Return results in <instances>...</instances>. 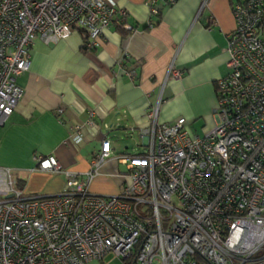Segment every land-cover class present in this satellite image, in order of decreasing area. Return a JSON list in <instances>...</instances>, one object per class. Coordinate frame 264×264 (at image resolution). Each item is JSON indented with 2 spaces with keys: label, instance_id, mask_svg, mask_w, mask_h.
Returning a JSON list of instances; mask_svg holds the SVG:
<instances>
[{
  "label": "built area",
  "instance_id": "obj_1",
  "mask_svg": "<svg viewBox=\"0 0 264 264\" xmlns=\"http://www.w3.org/2000/svg\"><path fill=\"white\" fill-rule=\"evenodd\" d=\"M229 5L213 125L196 134L183 117L160 122L150 106L138 152L112 156L103 139L81 171L38 156L37 170L64 173L55 194L25 193L0 166V264H109V255L118 264H264V0ZM117 11L125 15L109 0H0V124L22 96L17 77L36 37L56 42L76 28L90 49ZM182 73L168 64V76ZM109 160L124 166L118 190L93 192Z\"/></svg>",
  "mask_w": 264,
  "mask_h": 264
},
{
  "label": "crops",
  "instance_id": "obj_2",
  "mask_svg": "<svg viewBox=\"0 0 264 264\" xmlns=\"http://www.w3.org/2000/svg\"><path fill=\"white\" fill-rule=\"evenodd\" d=\"M109 1L125 15L114 14L94 47H85L76 28L56 42L36 37L30 47L29 68L17 77L22 96L0 124V166L11 168L23 191L25 177L49 179L44 191L25 193L63 187L62 171L36 169L38 156L53 155L62 168L81 171L103 139L112 156L140 151L150 106L158 105L160 122L183 117L196 134L215 121V81L227 71L226 37L234 26L229 0ZM171 61L183 71L179 78L166 74ZM199 117V130L191 128ZM112 165L120 164L107 161L91 182L103 183L99 193L118 190L120 170Z\"/></svg>",
  "mask_w": 264,
  "mask_h": 264
},
{
  "label": "rangeland",
  "instance_id": "obj_3",
  "mask_svg": "<svg viewBox=\"0 0 264 264\" xmlns=\"http://www.w3.org/2000/svg\"><path fill=\"white\" fill-rule=\"evenodd\" d=\"M200 124H202V121L200 120V117H199V118H197L194 121V124L192 125L193 127H191V128L196 127L199 130V128L197 127V125L199 126ZM127 148H130V147H127ZM135 149L136 150H140V148H138V147L135 148ZM127 151L131 152L132 150L128 149ZM112 169H119L120 171H124V166L123 165H119V166L112 165ZM24 181H25V183H24L23 188H24V190L26 192H30L31 191L30 190L31 188L34 189V190H37L38 187H42V190L44 191V188L49 183V179H46L44 176L43 177L42 176H36V177H33V178L25 177L24 178ZM101 187H103V183H95V184L90 185V189L93 192L98 191L96 193L102 192V191H100L98 189V188H101ZM43 191H41V192L43 193ZM37 192H40V191H37ZM105 260H107L109 262V264H118L119 263V261H118L117 258H114V257H112L110 255L108 257H106Z\"/></svg>",
  "mask_w": 264,
  "mask_h": 264
},
{
  "label": "trees",
  "instance_id": "obj_4",
  "mask_svg": "<svg viewBox=\"0 0 264 264\" xmlns=\"http://www.w3.org/2000/svg\"><path fill=\"white\" fill-rule=\"evenodd\" d=\"M167 4H169V3H167ZM158 14V11H157V13L155 14V15H157ZM216 92V91H215Z\"/></svg>",
  "mask_w": 264,
  "mask_h": 264
}]
</instances>
